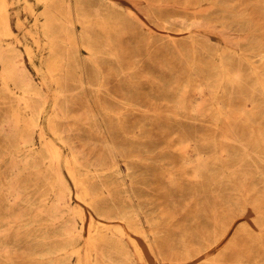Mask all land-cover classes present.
I'll list each match as a JSON object with an SVG mask.
<instances>
[{"label": "bare ground", "instance_id": "bare-ground-1", "mask_svg": "<svg viewBox=\"0 0 264 264\" xmlns=\"http://www.w3.org/2000/svg\"><path fill=\"white\" fill-rule=\"evenodd\" d=\"M35 1L43 6L39 14L26 0L31 12L34 15L38 14L34 24L37 30L26 28V32L37 47L48 48L49 53L45 60L46 76L39 82L33 78L26 65L27 59L36 72H40L34 62V48L28 44L23 45L22 48L19 46L22 45V41L18 31L24 29L25 23L23 19L18 18L16 20L18 31H15L10 16V9L14 3L10 0H0V133L9 140L10 145L8 152L10 160L5 168L13 173L19 169L20 177L24 176L22 183L12 176L7 177L3 182L0 179V194L4 195V203L0 202V255L6 262L14 260L11 254L16 249L17 234L32 232V223L37 222L38 225L34 230L36 241L33 240L32 244L35 255L33 259L40 260L44 264H136L133 255H136L140 261L150 264V251L155 253L157 247L154 240H149L146 244L141 241V237L148 239L141 218L143 208L133 203L130 197L131 205L125 204L124 207L115 211L106 208L111 203L116 207L117 192L112 187H117V183L123 186L127 184L126 176L121 172L119 153L114 142L107 136L104 138L98 136L103 131L107 132V127L104 125L100 129L97 115L94 113L86 119L85 124H82V117H72L68 111L72 104L85 102L94 89L101 92L105 88L103 63L115 64L122 73L124 72L120 61L125 53L121 45L123 35L131 32L135 25L147 32H156L144 20L146 17L152 21L151 18L156 15L148 13L146 9L139 6L138 12L131 9L124 10L117 0ZM221 2L222 0H199L196 4L199 8L203 3H208L211 8L221 9L228 18H231L232 24L235 23L249 30L250 37L241 38L249 43L248 49L245 53L239 52L240 40L225 45L220 44L216 48L200 45L203 50L198 52L195 50L194 43L198 34H193L191 31L189 20L184 17V19L174 20L193 41L190 52L185 51L188 50L185 46L184 54L180 50L178 53L184 56L183 59L188 55L195 77L188 78L185 82L161 81L156 86V95L164 96L169 103L172 98L179 107L188 111L189 95L193 91L201 94L210 90L212 91L210 98L212 110L217 111L218 119L226 114V118L231 121L232 116L225 110L230 109V114L234 110L236 114L241 113L234 109V99L238 93L240 96H245L243 90H246L256 95L255 101L258 100L257 95L264 101V68L258 70L254 62L249 59V55H255L258 51L255 56H260L264 63V44L259 43L260 39L256 34L258 31L253 29L250 19L238 13L234 4L221 5ZM151 9L154 8L151 7ZM158 19H162L166 24L164 28L168 33V41L176 45L178 41L173 37L174 32L167 26L168 23L173 24L172 17L163 15L162 11ZM39 32L45 38L44 44L40 40ZM261 33L263 34V31ZM174 49L177 48L174 47ZM83 51L88 52L86 58L83 57ZM211 52L217 55L206 59L204 54ZM247 52L249 55L246 54ZM168 68L172 69V66L168 65ZM49 82L56 87L50 88ZM135 93L139 95L137 89ZM50 101L53 105L50 114L46 115L48 125L46 128L43 119ZM127 104L139 105L136 99L134 103L127 102ZM122 108L118 109V112L100 106L103 114H115L118 119L122 115L120 114ZM71 119L84 126L89 124L87 145L94 147L98 138L99 143L111 150L110 161H106L107 157L94 158L75 147L74 128L63 126L67 125ZM230 125L233 129L237 127ZM245 131L247 139L236 140L228 134L221 135L225 142L236 144L241 148V162H234L233 160L238 159L233 156L230 163L220 164L218 156L213 159L206 158L198 149L197 161L190 165V169L194 178L203 174H213L210 166L213 162L212 166L217 169V174L214 175L219 174V183H222L224 178L236 192L235 201H226V205L231 207L234 203L246 208L248 199L255 196L251 206L257 209L260 202L256 190L253 187H247L249 184L245 186L246 181L243 186L236 185L235 177L238 175L240 179L243 174L252 173V169L257 171L256 174L264 175L262 172L264 131L255 134L253 126L248 122L245 125ZM83 132L80 131L81 137L84 135ZM36 136L38 144L35 141ZM186 142L184 140V144ZM213 146L216 152H230L227 147H220L216 141L213 142ZM65 148L70 152L66 156ZM253 157L262 166H256ZM125 158L135 159L138 156L126 154ZM251 165L254 167L252 168ZM262 178L264 183V177ZM109 179L112 184H109ZM240 187L246 188L242 189L246 190L245 194H239ZM127 191L130 192L132 189L128 188ZM73 195L79 201L77 204L71 202ZM128 196H131V193ZM10 197L14 198L15 203L17 199L23 201L26 204L25 210L28 209V213L26 212L28 215L23 212L20 218L16 217L15 210L7 206ZM82 203L94 210L102 207V211L96 213L97 218L91 215L88 221ZM31 208L38 209L35 221L27 220ZM22 215H25V218ZM42 217L51 219L52 223L49 224L51 228L40 221ZM17 218L21 220L19 224H17ZM153 220H155L154 217ZM258 225L264 227L263 215L258 220ZM217 226L219 229L215 231L213 243L210 246L218 245L225 238L226 233L224 231L222 233V230L226 227ZM240 229L248 233L249 228L246 222L240 224ZM124 236H127L129 242L124 240ZM246 237L251 239L253 244L263 240L262 236L256 239L249 233ZM202 239L206 241L205 238L202 237ZM182 241L183 250L174 254H180V256L184 254L187 256L184 259L193 263L205 257H202V250L195 249L190 252L188 242ZM168 247L170 250L176 249L172 245ZM155 255L156 260L151 262L161 264L164 259L163 253L157 251ZM219 260H222V255ZM199 264H218V261L204 259Z\"/></svg>", "mask_w": 264, "mask_h": 264}, {"label": "rangeland", "instance_id": "rangeland-1", "mask_svg": "<svg viewBox=\"0 0 264 264\" xmlns=\"http://www.w3.org/2000/svg\"><path fill=\"white\" fill-rule=\"evenodd\" d=\"M10 1L14 3L10 9L14 30H17L16 20L18 18L23 19L25 23L23 30H17L22 41V45L19 46L22 48L23 45L28 44L34 48V62L40 72H36L27 59L26 65L33 78L39 82L46 76L45 60L49 54L48 48L37 47L33 39L27 34L26 28L37 30L34 24L36 16L43 6L35 0H28L38 13L34 15L26 0ZM198 1L117 0L124 10L131 9L138 12L139 6L146 9L148 13H155L156 17H152V21L146 17L144 20L156 32L150 33L135 25L131 32L125 33L121 41L125 53L120 59L124 72L122 73L115 64L103 63L105 88L101 92L94 89L85 102L72 104L68 113L72 117H82V124H85L86 119L94 113L97 115V123L100 129L104 125L107 127V132H99L98 136H102V138L107 136L114 142L119 153L118 161L121 172L126 176L127 184L123 186L120 183H115L118 186H113L112 189H116L114 191L117 192L116 207L111 203L106 208L115 211L124 207L125 204L131 205L130 198L133 203L135 202L143 208L141 218L148 239L141 237V241L146 244L149 240H154L157 247L155 253L149 250L151 261H155L157 257L155 254L157 251H161L164 255L161 264H199L204 259L209 261L217 259L218 264H262L264 259V227L258 225V220L262 215L264 216V183L262 178L264 175L256 174L257 171L252 169V173L243 174L240 179L238 175L235 177L236 185L243 186L246 181L245 186L249 184L247 187H253L256 190L260 202L259 208L253 209L251 206L255 196L248 199L246 208L234 203L228 207L226 201H235L236 192L226 183L224 178L222 183H219V174L217 175L218 178L214 175L217 174V169L212 166L213 162L210 163L213 174H203L196 178L192 175L190 165L197 161L196 151L198 149L203 152L206 158L213 159L218 156L221 161L220 164L230 163L233 156L238 159L233 160L234 162H241V148L236 144L225 142L221 135L228 134L236 140L247 139V133L244 132L247 122L253 126L255 134L264 131V101L260 99L259 95H257L259 101H255L256 95L243 90L245 96H240L238 93L234 99V109L241 113L236 114L234 110L230 114V109L225 110L228 115L232 116L230 121L226 118V114L218 119L217 111L212 110V101H210L212 91L210 90L201 94L198 91H193L189 95L188 111L179 107L172 98L169 103L164 96L156 95V86L161 81L185 82L188 78L195 77L194 71L191 70V60L188 55L183 59L184 56L178 53L179 50L183 54L185 51L190 52L193 41L189 39V34L174 20L181 18L189 20L191 31L193 34H198L194 40L195 50L198 52L203 50L200 45L216 48L220 44L225 45L240 40L239 52L245 53L248 49L249 43L241 38L250 37L249 30L239 27L235 23L232 24L231 18H228L221 9L211 8L208 3H203L199 8V5L196 4ZM227 4H234L238 13H242L246 19L251 20L253 29L258 31L256 34L260 39L259 43L263 45L264 0H236L234 2L222 0L221 5ZM162 11L163 15L172 17L173 24L168 23L167 26L174 32L173 37L178 41L176 45L168 41V33L164 28L166 24L162 19H158L159 13L162 15ZM39 35L42 44H44V36L40 32ZM185 46L188 47V50L184 49ZM82 53L84 58L88 56L87 51ZM246 54L249 55L248 52ZM256 54L258 51L255 52ZM204 55L206 59H209L217 54L211 52ZM255 55H249V59L254 62L255 68L261 70L264 68V63L260 56ZM168 65H171L172 69L168 68ZM49 87L54 89L56 86L49 82ZM136 89L139 91V95L135 93ZM135 99L139 105L130 106L127 104V102L134 103ZM204 104L205 107H203ZM52 105L53 102L50 101L43 119L46 128H48L46 115L50 114ZM100 106L116 111L123 107V110H120L122 115L118 119L115 114H103ZM81 123L71 119L67 125H63L74 128L75 147L94 158L98 156L107 157L106 161H110L112 159L111 150L99 143L98 138H96L94 147L87 145V127L89 124L84 126ZM230 124L237 127L233 129ZM80 131H84L82 137ZM184 140L187 141L185 144ZM35 141L37 142V136ZM214 141L220 147H227L230 152L214 151ZM183 146L185 147L183 148ZM9 150V140L0 133L1 182L12 176L22 183L24 176L20 177L19 169L13 173L5 168L10 160ZM68 154L70 152L65 148V156ZM126 154L138 156V158L126 159ZM254 164L259 167L262 166L256 158H254ZM251 166L254 167V165ZM262 172H264V167H262ZM25 178L27 179L28 176ZM171 179L174 180L171 181ZM109 180V184H112L111 179ZM128 188L132 191L128 192ZM240 189L246 188L240 187ZM241 190L240 195L246 193V190ZM129 193L131 196H128ZM0 202L1 204L4 203L2 193L0 194ZM71 202L77 204L79 201L73 195ZM82 204L85 207L88 221L91 215L97 218L96 213L102 211V207L94 210L89 205ZM7 206L15 210L16 217L19 216L20 218V214L23 212L28 213V209L25 210L26 204L19 199L15 203L14 198L10 197ZM29 213L27 220L35 221L38 216V209L31 208ZM22 216L25 218V215ZM42 218L40 221L50 227L51 219ZM20 221L17 218V224ZM243 222H246L249 228L247 231L252 237L258 239L262 236L263 240L253 244V241L246 237L248 233H244L240 229V224ZM37 225V222L32 223V232L30 233L20 232L17 234L16 249L11 254V258L14 260L6 262L0 255V264H44L40 260L33 259L35 255L32 244L36 241L34 230ZM217 225L220 228L226 227L227 230L221 229L222 233L224 231L226 235L218 245L210 246L213 243L215 231L219 229ZM124 238L129 242L127 236ZM176 239L180 240L177 241ZM182 240L188 242L190 252L195 249L202 250V257H205L201 261L193 263L184 259L187 257L184 254L181 256L174 254L183 250ZM169 245L175 246L176 249L170 250ZM221 255L222 260H219ZM133 258L136 264H146V262L140 261L136 255H133ZM177 260L181 262L178 261V263ZM151 261L149 263L153 264Z\"/></svg>", "mask_w": 264, "mask_h": 264}]
</instances>
